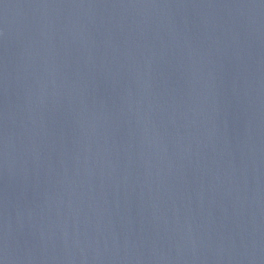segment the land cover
I'll use <instances>...</instances> for the list:
<instances>
[{"label": "water", "instance_id": "1", "mask_svg": "<svg viewBox=\"0 0 264 264\" xmlns=\"http://www.w3.org/2000/svg\"><path fill=\"white\" fill-rule=\"evenodd\" d=\"M0 264H264V0H0Z\"/></svg>", "mask_w": 264, "mask_h": 264}]
</instances>
